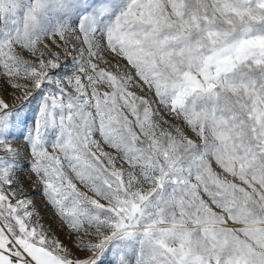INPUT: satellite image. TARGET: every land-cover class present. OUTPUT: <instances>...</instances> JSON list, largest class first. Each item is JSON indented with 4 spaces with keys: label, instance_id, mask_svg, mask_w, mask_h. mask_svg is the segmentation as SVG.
I'll use <instances>...</instances> for the list:
<instances>
[{
    "label": "snow or ice",
    "instance_id": "6c2138e0",
    "mask_svg": "<svg viewBox=\"0 0 264 264\" xmlns=\"http://www.w3.org/2000/svg\"><path fill=\"white\" fill-rule=\"evenodd\" d=\"M0 264H264V0H0Z\"/></svg>",
    "mask_w": 264,
    "mask_h": 264
},
{
    "label": "rangeland",
    "instance_id": "374dc122",
    "mask_svg": "<svg viewBox=\"0 0 264 264\" xmlns=\"http://www.w3.org/2000/svg\"><path fill=\"white\" fill-rule=\"evenodd\" d=\"M37 203H40V201L38 200ZM42 211L45 212V220L48 222V223H53V221L51 220L50 218V213L47 211V210H44L42 209ZM53 227H55V224L53 223ZM64 237L61 236V239H63Z\"/></svg>",
    "mask_w": 264,
    "mask_h": 264
}]
</instances>
